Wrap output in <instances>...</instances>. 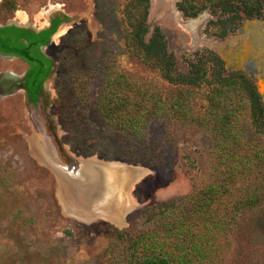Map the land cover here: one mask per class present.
Instances as JSON below:
<instances>
[{"label": "rangeland", "instance_id": "rangeland-1", "mask_svg": "<svg viewBox=\"0 0 264 264\" xmlns=\"http://www.w3.org/2000/svg\"><path fill=\"white\" fill-rule=\"evenodd\" d=\"M12 1L8 3L15 4L14 10L4 5L7 0L1 6L0 0L2 25L39 30L49 25L52 15L69 17L45 49L56 64L46 83L47 114L55 120L61 143L80 160L122 166L126 180L133 181L126 214L83 215L64 193L38 141L39 131L56 145L45 113L31 110L19 92L0 96V264H128L130 241L156 229L173 206L213 180L221 165L204 83L210 77L192 87V118L206 117L203 122L179 120L172 110H154L143 129L131 133L103 116L101 96L109 72L153 83L167 97L191 83L184 76L197 60L208 69L206 60L215 54L227 75H244L255 84L264 106V17L242 13L237 28L231 20L217 26L210 22L223 14L221 9L214 8V16L205 10L187 17L178 7L181 0H148L145 41L159 33L165 36L175 59L171 77L169 58L143 41L145 15L138 0ZM77 16L83 17L71 20ZM26 69L19 60L0 58V71L22 75ZM242 116L245 143L264 145V123H256L248 112ZM228 239L225 264H264V206L241 211Z\"/></svg>", "mask_w": 264, "mask_h": 264}, {"label": "trees", "instance_id": "trees-1", "mask_svg": "<svg viewBox=\"0 0 264 264\" xmlns=\"http://www.w3.org/2000/svg\"><path fill=\"white\" fill-rule=\"evenodd\" d=\"M9 1L12 0H7L4 5L14 10L15 4H9ZM188 1L181 0L178 6L187 17L197 16L205 10L213 15L217 13L214 8L221 9L223 14L210 22L217 26L231 20L237 28L243 19L242 13L249 18L264 17V0H191L190 4ZM138 2L145 15L140 26L144 29L143 41L161 53L165 60L169 58L170 76L175 77V59L167 51L165 36L159 33V37L155 36L149 43L145 41L148 0ZM57 24L38 34L16 27L0 29L3 33L0 51L17 55L31 66L27 78L34 103L51 65L39 47L50 42ZM10 33L16 34L18 43L13 42ZM20 38H26L28 43ZM32 47L36 50L31 51ZM206 62L208 69L197 60L191 67V74L184 76L191 79V83L184 84L167 97H163L161 89L153 83L143 84L109 72L101 96L103 116L112 126L131 133L140 132L154 110H172L179 120L203 122L206 117L192 118L190 104L195 95L192 87L201 86L206 77H210L204 83L205 86L208 84L209 120L215 129V154L221 165L213 180L204 184L189 200L173 206L174 210L167 212L156 229L130 241L128 264H225L230 249L229 230L240 212L264 206V145H247L241 130L245 112L251 114L256 123H264L259 91L244 75H227L225 63L215 54H210ZM76 82L80 87L81 77L76 78Z\"/></svg>", "mask_w": 264, "mask_h": 264}, {"label": "water", "instance_id": "water-1", "mask_svg": "<svg viewBox=\"0 0 264 264\" xmlns=\"http://www.w3.org/2000/svg\"><path fill=\"white\" fill-rule=\"evenodd\" d=\"M82 17H73L71 20L77 21ZM41 30L39 29L37 32ZM54 72L55 64L47 81L54 76ZM22 79L23 77L20 80L21 83L24 82V79ZM17 80L7 75L0 77L1 88L6 95L13 87L14 81ZM26 105L30 108L28 96H26ZM44 117H47L49 135L55 140L56 145L53 148L39 131L37 132L39 134L38 141L45 148L44 154L48 162L54 167L59 184L65 191L64 193L78 206L79 211L87 217L99 213L100 216L105 218L119 217L126 210L128 211L129 209L125 207L130 206L128 201L130 193L129 183L133 180H126L122 166L95 160L94 158L80 160L73 157L59 140L55 120L49 117L47 112H45Z\"/></svg>", "mask_w": 264, "mask_h": 264}, {"label": "flooded vegetation", "instance_id": "flooded-vegetation-1", "mask_svg": "<svg viewBox=\"0 0 264 264\" xmlns=\"http://www.w3.org/2000/svg\"><path fill=\"white\" fill-rule=\"evenodd\" d=\"M4 1L6 0H3L1 6H3V3ZM18 19V18H17ZM28 20V19H27ZM58 22L57 24V31L51 36V40L48 44L46 45H43V46H40L39 47V50L42 52V54L45 56V58L51 63L50 65V72L49 74L46 76V78L42 81L41 85H40V90H39V93H38V99L37 101L34 103L32 100H31V91L30 89L28 88V84H29V80H28V74H29V71L31 70V66L26 62L24 61L22 58H20L19 56L17 55H13V54H4L0 51V58L1 59H15V60H19L20 62H23L26 66H27V69L25 71L24 74L22 75H17L15 74L14 72L12 71H0V77L3 75H7V76H10L12 78H16L18 79L17 81H14L13 83V87L9 90V93L6 95L5 92H3L2 88H1V81H0V96L2 98L4 97H7L9 95H13L15 93H21L24 95L25 99H26V96H28V102H29V105H30V109L31 110H39L40 113H45L47 112V107L48 105L46 106L47 104V100L49 99L48 95H49V91L46 87V83H47V80H48V77L49 75L51 74V71H52V68H53V65L55 64V61L53 60V58L51 56H49L46 52H45V49L48 48L51 44H52V41H53V38L55 37V35L57 34L59 28L61 26H66V24H69L70 20H69V17L67 15H64L62 13H58L56 15H52L51 18H50V23L49 25L42 29L41 31L45 30V29H52L54 27V24ZM6 27H16V28H20V29H26L30 32H33L35 34H38L40 32H37L38 29H35L34 27L32 26H21L17 23H11V24H5V25H2L0 24V29H5ZM3 33L0 32V36H2ZM10 36L12 37V40L13 42L15 43H18L19 40L16 36V34L14 33H10ZM20 41H24L25 43H28L27 39L26 38H20ZM31 51H34L36 50V47H32L30 49ZM56 65V64H55ZM23 77L24 79V82L21 83V78ZM22 79V80H23ZM5 94V95H4Z\"/></svg>", "mask_w": 264, "mask_h": 264}, {"label": "bare ground", "instance_id": "bare-ground-1", "mask_svg": "<svg viewBox=\"0 0 264 264\" xmlns=\"http://www.w3.org/2000/svg\"><path fill=\"white\" fill-rule=\"evenodd\" d=\"M22 15V14H21ZM22 17V16H21ZM21 19V18H20ZM23 21H25L26 23H28L27 21V16L26 15H23Z\"/></svg>", "mask_w": 264, "mask_h": 264}]
</instances>
